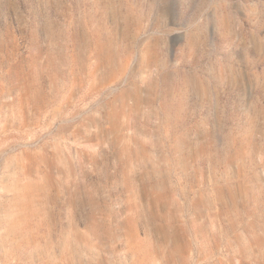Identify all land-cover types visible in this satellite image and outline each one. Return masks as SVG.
<instances>
[{
  "label": "rangeland",
  "instance_id": "1",
  "mask_svg": "<svg viewBox=\"0 0 264 264\" xmlns=\"http://www.w3.org/2000/svg\"><path fill=\"white\" fill-rule=\"evenodd\" d=\"M0 264H264V0H0Z\"/></svg>",
  "mask_w": 264,
  "mask_h": 264
}]
</instances>
